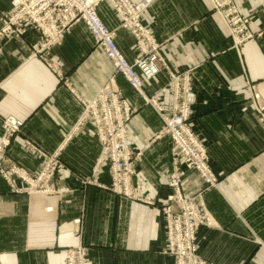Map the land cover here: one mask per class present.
I'll list each match as a JSON object with an SVG mask.
<instances>
[{
    "label": "crops",
    "instance_id": "1",
    "mask_svg": "<svg viewBox=\"0 0 264 264\" xmlns=\"http://www.w3.org/2000/svg\"><path fill=\"white\" fill-rule=\"evenodd\" d=\"M11 1L0 0V27ZM237 2L256 34L239 48L210 0H153L142 22L163 46L171 69L192 76L187 97L191 123L218 178L206 189L197 171L184 176L186 194L201 193L211 216L210 225L197 231L199 254L211 264H264V123L247 88L253 83L264 100V0ZM98 13L133 61L139 53L119 14L108 1L100 3ZM40 38L30 25L24 35L0 40V140L4 117L21 119L7 154L30 175L43 166L42 152L57 153L63 166L50 180L56 188L52 192L19 193L0 179V264H66L69 249L79 244L86 247L90 264H175L166 253L162 211L172 191L168 179L174 148L169 135L158 137L162 118L114 72L84 22L74 24L51 49L61 76L34 56ZM168 80L162 69L144 81V89L154 95ZM113 88L133 107L128 140L135 179L153 205L110 190L93 120L75 128L82 114L76 93L91 99L100 89ZM162 98L171 110L172 88ZM196 202L200 207L199 198Z\"/></svg>",
    "mask_w": 264,
    "mask_h": 264
},
{
    "label": "built area",
    "instance_id": "2",
    "mask_svg": "<svg viewBox=\"0 0 264 264\" xmlns=\"http://www.w3.org/2000/svg\"><path fill=\"white\" fill-rule=\"evenodd\" d=\"M104 0H12L11 10L3 13L0 39L22 35L26 22L40 31L43 56L48 68L61 76L60 65L49 60V48L57 43L76 23L85 22L95 43L110 59L114 72L122 74L141 98L151 105L162 118L164 125L158 137L170 136L174 148L172 169L168 179L171 193L167 196L162 211L167 221L166 253L175 257V264H211L198 252L196 235L202 224L211 223V216L197 196L187 195L183 185L184 176L190 170L199 173L206 189L215 186L218 178L208 163L207 147L195 132L191 123V103L187 99L192 88L189 72L177 73L171 69L163 55V46L151 29L142 22V14L152 5L153 0H105L121 17V26L134 37V46L139 55L129 61L116 41V32L100 17L98 6ZM214 10L223 17L231 31L235 46L254 40L251 18L241 13L235 0H211ZM40 46L41 43H40ZM168 71L167 84L156 94L149 95L144 81L150 80L162 70ZM172 88L173 106L169 110L162 98ZM254 107L264 123V100L253 83L247 87ZM76 92L74 91V94ZM82 114L78 128L87 119L94 122L101 144L100 163H105L111 175L107 186L122 198L155 204L144 194L143 186L136 177L133 165L134 152L129 145L128 125L133 116V107L119 88L100 89L91 99L78 96ZM23 120L13 116L3 118V137L0 140V179L16 192H52L56 190L50 180L63 166L57 153L42 152L44 164L37 174H28L8 154L10 136L20 131ZM26 144L31 147L30 141ZM21 179L25 186L18 185ZM199 198V205L196 202ZM87 249L82 244L71 247L66 264H90Z\"/></svg>",
    "mask_w": 264,
    "mask_h": 264
},
{
    "label": "rangeland",
    "instance_id": "3",
    "mask_svg": "<svg viewBox=\"0 0 264 264\" xmlns=\"http://www.w3.org/2000/svg\"><path fill=\"white\" fill-rule=\"evenodd\" d=\"M105 1V0H104ZM236 1V3H237V5H238V7H239V9H240V11H241V8H240V5L238 4V2H237V0H235ZM103 2V1H102ZM210 2H211V0H210ZM153 3V2H152ZM112 6V5H111ZM211 6H212V10H213V12L215 13V14H217V11H215L214 10V6L212 5V3H211ZM99 7V6H98ZM12 8V7H11ZM11 8L8 10V11H10L11 10ZM114 9V8H113ZM8 11H5V12H3L4 14H6ZM241 13L242 14H244L242 11H241ZM143 15V14H142ZM218 15V14H217ZM245 15V14H244ZM220 16V15H219ZM246 16H248V15H246ZM101 17V16H100ZM2 18H3V15H2ZM1 18V19H2ZM220 18L222 19V21L224 22V24L226 25V27H227V24H226V22H225V20L223 19V17H221L220 16ZM103 20V19H102ZM252 20V19H251ZM104 21V20H103ZM85 23V22H84ZM1 25H2V23H1ZM25 25L26 26H24V30L26 31V28L28 27V26H30V19H29V22H26L25 23ZM85 25H86V23H85ZM251 25H252V21H251ZM251 25H250V28H251ZM31 26H33V25H31ZM34 27V26H33ZM87 27V26H86ZM35 29H37L36 27H34ZM88 29V28H87ZM227 29H228V31H229V33L231 34V31L229 30V28L227 27ZM37 31L39 32V34H41L40 33V31L37 29ZM89 31V30H88ZM251 31H252V28H251ZM25 34V32L22 34V35H24ZM91 34V33H90ZM92 35V34H91ZM256 35V34H255ZM15 36H19V35H14V36H12V37H10V38H3V39H12L13 37H15ZM232 36V35H231ZM40 37H41V35H40ZM93 37V36H92ZM233 38V37H232ZM94 39V38H93ZM0 40H2V39H0ZM61 40V39H60ZM59 40V41H60ZM234 40V39H233ZM58 41V42H59ZM95 41V40H94ZM57 42V43H58ZM40 43H41V45L42 46H40ZM57 43H55V44H57ZM244 43H246V42H244ZM243 43V44H244ZM43 44H44V42L43 41H41V39H39V42L36 44V45H34V56H43V51H44V48H43ZM54 44V45H55ZM234 44H235V42H234ZM242 44V45H243ZM54 45H52L50 48H49V54L47 55V57H48V59L49 60H51V58H50V53H51V49H52V47L54 46ZM53 61V60H52ZM157 112V111H156ZM159 115V114H158ZM15 161V160H14Z\"/></svg>",
    "mask_w": 264,
    "mask_h": 264
}]
</instances>
